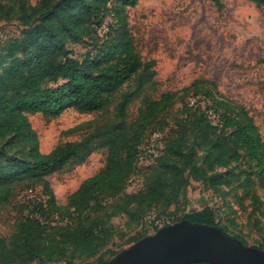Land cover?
I'll return each instance as SVG.
<instances>
[{"label":"rangeland","instance_id":"obj_1","mask_svg":"<svg viewBox=\"0 0 264 264\" xmlns=\"http://www.w3.org/2000/svg\"><path fill=\"white\" fill-rule=\"evenodd\" d=\"M219 1L220 5L211 0H138L135 6H127L120 0H110L116 13L110 39L130 40L143 63H153L154 76L143 88L139 87L138 77L133 78L100 113L83 114L69 109L57 119L40 114L29 116L39 150L48 154L57 146L82 140L96 132H101L102 136L94 141V145L107 144L117 134L118 126L128 128L137 121L145 99L160 101L163 96H170L168 110L144 132L143 160L138 162L121 198L108 203L107 210L97 209L94 217L84 221L85 226H90L95 220H102L103 225L93 229L95 238L102 244L101 251L95 257L85 259L82 254L74 253L71 245H66V264L108 261L140 238L154 235L160 229L155 225L156 220L174 212L177 214L175 219H179L186 213L205 208L216 213L218 226L229 235L238 237L247 246L264 248V189L261 179L252 173L257 164L250 162L243 152L239 160L233 161L226 156L224 166H215L209 176L218 178L216 187L210 178L196 181L186 174L189 184L180 191L177 204L166 207L167 203L162 200L160 204L148 207L141 201L127 199L129 194L146 189L158 167L144 149L177 138L176 132L181 128L186 139L185 149L194 152L198 165L207 170L212 164L213 161L208 160L212 147L201 146L202 134L190 127L191 113L182 111V103L195 98L192 96L195 93L215 95L219 103L227 105L239 116L240 122L247 117L252 119L264 142V9L248 0ZM38 3L39 0H0L1 51L25 29L15 16L28 14ZM107 22L112 23L111 18ZM93 40L94 36L90 35L80 44L68 42L66 50L72 59L83 62L88 56L93 58L98 44L101 46L102 41L93 43ZM125 95L130 99L126 117L120 119L116 108ZM77 127L81 129L66 134ZM154 133L162 136L160 142L153 139ZM2 146L3 142H0V149ZM109 151L110 147H103L84 164L69 163L46 178L61 211L69 213V197L83 182L106 169ZM12 182V196L7 201H1L7 190L0 191V239L9 247L15 238L18 220L28 216L36 202L48 200L41 188L29 195L20 192L21 185L27 182ZM51 236L45 235L47 239Z\"/></svg>","mask_w":264,"mask_h":264},{"label":"trees","instance_id":"obj_2","mask_svg":"<svg viewBox=\"0 0 264 264\" xmlns=\"http://www.w3.org/2000/svg\"><path fill=\"white\" fill-rule=\"evenodd\" d=\"M120 1L127 6H135L138 2ZM211 1L220 5L219 0ZM248 1L264 9V0ZM110 3V0H39L28 14L15 16L25 29L19 38L5 44L6 50H0V66L4 64L0 73V142H3L0 191L7 190L1 201L12 196V181L16 180L27 182L21 185L20 192L32 195L39 187L48 198L36 202L31 213L18 220L11 247L0 239V264H66V245H71L74 253L82 254L85 259L95 257L102 244L95 238L93 229L103 223L97 219L85 226L84 221L94 217L97 209L107 210L108 203L121 198L140 160L144 132L171 105L167 102L168 95L160 101L145 99L137 121L128 128L118 126L117 134L107 144L94 145V141L102 136L101 132H96L82 140L57 146L48 154L40 152L29 116L40 114L57 119L69 109L83 114L100 113L133 78L138 77L139 87L143 88L154 76L153 63H143L130 40L110 39L116 17ZM108 18L112 23L107 22ZM104 26L106 31L100 33ZM90 35L94 36L93 43L102 41L101 48L99 44L96 48V55L88 56L83 62L72 59L66 50L67 43L78 44ZM7 61L9 63L5 64ZM58 83L62 84L49 87ZM192 96L205 98L206 111L190 107L189 100L182 103V111L191 113L190 127L202 134L201 146L212 147L208 156L212 164L207 170L198 165L194 152L185 149L186 139L181 128L176 132L177 138L167 141L159 157L154 159L155 167H158L146 189L129 194L130 202L141 201L148 207L158 205L162 200L167 203L166 207L177 204L180 191L189 184L186 174L196 181L210 178L216 187L218 178L209 174L215 166L225 165L226 156L233 161L239 160L241 152L257 164L252 173L261 179L264 189V142L252 119L247 117L240 122L238 115L209 92ZM129 99V95L123 96L116 108L120 119L126 117ZM210 110L219 115L218 125L209 120L207 112ZM80 129L77 127L66 134ZM106 146L110 147L106 169L83 182L69 197V213L61 211L46 178L69 163L84 164L93 153ZM176 217L174 212L163 218ZM183 220L218 226L216 213L210 208L186 213L174 222ZM46 234L52 235L51 238L47 239Z\"/></svg>","mask_w":264,"mask_h":264},{"label":"water","instance_id":"obj_3","mask_svg":"<svg viewBox=\"0 0 264 264\" xmlns=\"http://www.w3.org/2000/svg\"><path fill=\"white\" fill-rule=\"evenodd\" d=\"M264 264V250L246 246L219 226L183 220L160 228L104 264Z\"/></svg>","mask_w":264,"mask_h":264},{"label":"built area","instance_id":"obj_4","mask_svg":"<svg viewBox=\"0 0 264 264\" xmlns=\"http://www.w3.org/2000/svg\"><path fill=\"white\" fill-rule=\"evenodd\" d=\"M106 31L105 26L100 30V33H104ZM188 104L190 107H200L203 111H206V100L205 98L197 97V98H190L188 101ZM209 120L214 124L218 125L219 124V115L216 114L213 110H210L207 112ZM153 139L156 141H161L162 136L158 133L153 134ZM164 148V144L161 142L159 143L158 146H153V148L147 147L144 149V152L146 153L147 156L152 158V160L156 159L159 157L161 154L162 150ZM142 150V149H141ZM143 160L141 152H140V160ZM175 218H161L155 221V225L158 228H162L164 226H168L171 224H174ZM59 264H64V263H59Z\"/></svg>","mask_w":264,"mask_h":264}]
</instances>
